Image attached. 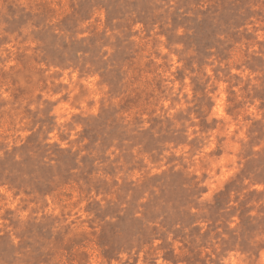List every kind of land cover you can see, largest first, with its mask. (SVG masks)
Listing matches in <instances>:
<instances>
[{"label":"rangeland","instance_id":"obj_1","mask_svg":"<svg viewBox=\"0 0 264 264\" xmlns=\"http://www.w3.org/2000/svg\"><path fill=\"white\" fill-rule=\"evenodd\" d=\"M0 264H264V0H0Z\"/></svg>","mask_w":264,"mask_h":264},{"label":"trees","instance_id":"obj_2","mask_svg":"<svg viewBox=\"0 0 264 264\" xmlns=\"http://www.w3.org/2000/svg\"><path fill=\"white\" fill-rule=\"evenodd\" d=\"M14 187H16V186H14Z\"/></svg>","mask_w":264,"mask_h":264}]
</instances>
